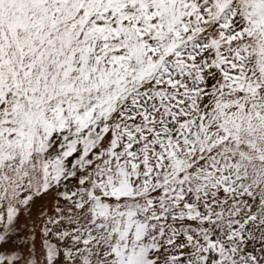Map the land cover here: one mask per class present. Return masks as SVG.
Here are the masks:
<instances>
[{
	"label": "snow or ice",
	"instance_id": "snow-or-ice-1",
	"mask_svg": "<svg viewBox=\"0 0 264 264\" xmlns=\"http://www.w3.org/2000/svg\"><path fill=\"white\" fill-rule=\"evenodd\" d=\"M0 264H264V0H0Z\"/></svg>",
	"mask_w": 264,
	"mask_h": 264
}]
</instances>
